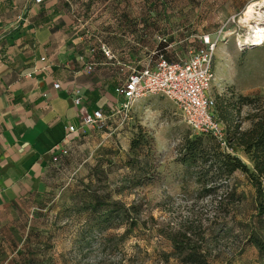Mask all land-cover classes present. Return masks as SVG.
<instances>
[{"label":"rangeland","instance_id":"374dc122","mask_svg":"<svg viewBox=\"0 0 264 264\" xmlns=\"http://www.w3.org/2000/svg\"><path fill=\"white\" fill-rule=\"evenodd\" d=\"M258 10L264 15V7ZM241 13L202 31L217 39L214 114L218 118L227 103L235 106L227 108L229 133L253 107L237 110L241 96L258 98L264 107V44L240 46L250 32L238 23ZM106 115L102 129L71 136L67 155L47 170L19 223L0 225V264H183L169 255L168 235L187 226L208 264H264V251L248 242L264 235L248 176L236 171L206 192L197 180L202 166L181 161L186 140L212 144L209 135L193 134L160 95L140 98L126 114ZM226 152L251 169L241 148ZM95 197L120 206L110 213L111 226H120L103 222L105 205H93Z\"/></svg>","mask_w":264,"mask_h":264},{"label":"crops","instance_id":"0c3cea01","mask_svg":"<svg viewBox=\"0 0 264 264\" xmlns=\"http://www.w3.org/2000/svg\"><path fill=\"white\" fill-rule=\"evenodd\" d=\"M250 1L0 0V225L29 211L67 126L116 111L115 89L154 61L161 40L169 60L185 58L202 31L228 24Z\"/></svg>","mask_w":264,"mask_h":264},{"label":"built area","instance_id":"2783aa9c","mask_svg":"<svg viewBox=\"0 0 264 264\" xmlns=\"http://www.w3.org/2000/svg\"><path fill=\"white\" fill-rule=\"evenodd\" d=\"M43 1L33 0L36 4ZM199 40L200 45L189 48L185 58L171 61L162 53L153 51L154 61L140 69L133 68L115 89L123 98L116 112L126 114L131 105L140 98L151 95L163 96L175 105L193 134H209L217 140L221 149L229 151L223 125L214 114V98L210 94L214 81L213 54L217 39L205 34L199 36ZM101 50L106 56H110L105 46H101ZM90 68L88 66V69ZM58 86V83L53 84L54 88ZM79 101L80 97L76 96L75 104ZM109 116L100 109L85 113L80 118V128L100 130ZM79 130L72 124L67 126V141L55 147L52 152L51 163L53 165L59 162L61 156L68 153L69 139L73 135H78Z\"/></svg>","mask_w":264,"mask_h":264},{"label":"trees","instance_id":"16d2710c","mask_svg":"<svg viewBox=\"0 0 264 264\" xmlns=\"http://www.w3.org/2000/svg\"><path fill=\"white\" fill-rule=\"evenodd\" d=\"M161 43H166V41ZM160 44L154 51L162 53L165 56V49L160 47ZM214 102L216 107L215 98ZM231 104L227 103L223 110L219 111L218 120L223 125L227 146L241 148L247 160L250 162L251 169L238 156L231 155L221 149L217 140L209 134L206 135H209L213 139L214 143L212 144L203 145L200 142V138L186 140L182 145L181 161L187 164L199 163L202 166L198 172L197 180L202 184V190L206 192L215 188L216 185L219 186L221 181L227 182L230 176L236 171L247 175L255 188L256 217L262 221V229L264 232V107L262 103H259L258 98L241 96L239 106L236 108L237 110L240 109L241 105L248 107L253 105L242 119L243 123L248 122L249 127L241 130L243 125H236L231 133H229L225 123L229 120L227 108L229 106L235 108ZM66 155L61 156L60 159ZM93 205L100 207V205L103 206L105 203L100 202V199L95 197ZM119 208L120 206H117V204L111 206L106 203L105 207L100 210V212H107L103 222H107L109 227H118L121 225L120 222L112 226L110 224V213L117 211ZM135 224L136 221L132 220L129 226H134ZM195 235V230L191 226L174 231L168 235L172 244V252L169 255L183 264H208L206 254L202 251L201 245L197 241H194L193 236ZM196 240H202V236L196 238ZM248 242L257 250L264 251V235L263 237L253 235L249 237ZM165 256L167 257L168 255Z\"/></svg>","mask_w":264,"mask_h":264},{"label":"bare ground","instance_id":"6f19581e","mask_svg":"<svg viewBox=\"0 0 264 264\" xmlns=\"http://www.w3.org/2000/svg\"><path fill=\"white\" fill-rule=\"evenodd\" d=\"M262 7H264V0L253 1L244 8L239 16L238 23L245 24L250 31L243 41L245 45H241L239 42L240 46H262L264 44L262 42L264 41V15L258 10Z\"/></svg>","mask_w":264,"mask_h":264}]
</instances>
